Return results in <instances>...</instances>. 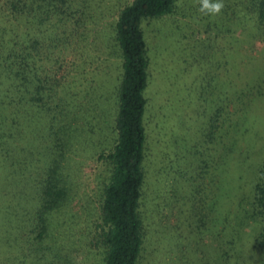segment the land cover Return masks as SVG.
Here are the masks:
<instances>
[{
	"label": "rangeland",
	"instance_id": "obj_1",
	"mask_svg": "<svg viewBox=\"0 0 264 264\" xmlns=\"http://www.w3.org/2000/svg\"><path fill=\"white\" fill-rule=\"evenodd\" d=\"M88 1L94 22L69 21L58 29L69 28V44L46 47V71L56 68L61 82L50 106L86 126L70 160L78 202L56 216L53 232L57 248L75 225V248L61 254L71 264H104L99 206L110 166L100 154L116 137L122 65L113 27L132 0ZM253 1L223 0L213 16L199 11V0H176L172 13L142 24L149 87L140 264H264L254 191L264 163V30L257 35ZM29 2L0 0L2 130L13 124L8 103L23 94L20 58L36 28L23 8ZM8 183L0 169V188Z\"/></svg>",
	"mask_w": 264,
	"mask_h": 264
},
{
	"label": "trees",
	"instance_id": "obj_2",
	"mask_svg": "<svg viewBox=\"0 0 264 264\" xmlns=\"http://www.w3.org/2000/svg\"><path fill=\"white\" fill-rule=\"evenodd\" d=\"M175 3L132 0L119 10L114 23L122 65L114 122L116 137L109 151L100 154L110 166L99 206L104 264H140L143 254L145 235L140 211L147 180L145 94L149 58L142 24L169 15ZM88 5V0H30L23 6L29 11L28 23L36 28L32 45L24 49L28 53L20 58L22 69L17 76H21L23 94L8 103L15 107L13 124L4 122L7 130L0 128V169L9 180L0 188V264H55L63 259V264H71L61 254L75 248V225L69 226L57 248L52 246L57 240L53 232L59 225L56 216L78 202L70 160L79 155L76 146L86 126H74L71 111L63 109L73 116L69 118L61 110L56 114L60 106L54 110L50 106L61 82L56 68L46 71V47L69 42V28L58 34L62 25L75 21V25L82 26L80 22L95 20ZM252 11L260 35L264 30V0H254ZM254 191L256 208L264 213V163Z\"/></svg>",
	"mask_w": 264,
	"mask_h": 264
},
{
	"label": "clouds",
	"instance_id": "obj_3",
	"mask_svg": "<svg viewBox=\"0 0 264 264\" xmlns=\"http://www.w3.org/2000/svg\"><path fill=\"white\" fill-rule=\"evenodd\" d=\"M199 11L205 15H218L224 8L223 0H199Z\"/></svg>",
	"mask_w": 264,
	"mask_h": 264
}]
</instances>
